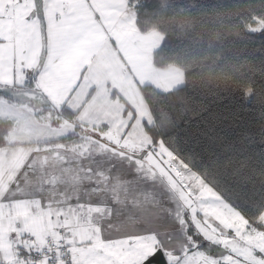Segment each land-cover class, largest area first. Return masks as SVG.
<instances>
[{"label":"snow or ice","instance_id":"1","mask_svg":"<svg viewBox=\"0 0 264 264\" xmlns=\"http://www.w3.org/2000/svg\"><path fill=\"white\" fill-rule=\"evenodd\" d=\"M140 7L0 0V264H264V59L229 95L175 88L92 132L19 139L43 134L37 112L61 123L45 91L61 59L134 38Z\"/></svg>","mask_w":264,"mask_h":264},{"label":"trees","instance_id":"2","mask_svg":"<svg viewBox=\"0 0 264 264\" xmlns=\"http://www.w3.org/2000/svg\"><path fill=\"white\" fill-rule=\"evenodd\" d=\"M248 0H139L136 25L141 33L158 31L164 37L154 52L156 68L176 66L185 76L181 90L229 95L253 79L259 80L264 59V35L252 29L264 20L259 9L253 14L238 4ZM145 98L158 92L141 88ZM49 113L47 111L43 114ZM49 125L63 122L75 125L76 113L64 106L63 119L57 125L56 114ZM36 116L39 118L37 112ZM5 128L0 125V135Z\"/></svg>","mask_w":264,"mask_h":264},{"label":"crops","instance_id":"3","mask_svg":"<svg viewBox=\"0 0 264 264\" xmlns=\"http://www.w3.org/2000/svg\"><path fill=\"white\" fill-rule=\"evenodd\" d=\"M163 40L158 31L141 33L136 25V36L132 39L86 43L61 59L55 75L47 79L45 91L57 107L63 105L76 113V124L82 129L86 124V132L119 118L126 119L145 105L141 88L149 86L159 93L185 86L181 69L176 66L158 69L154 65V52ZM41 114L43 134L40 126L25 128L19 132L21 141L44 143L73 128L68 122L52 127L50 114Z\"/></svg>","mask_w":264,"mask_h":264},{"label":"rangeland","instance_id":"4","mask_svg":"<svg viewBox=\"0 0 264 264\" xmlns=\"http://www.w3.org/2000/svg\"><path fill=\"white\" fill-rule=\"evenodd\" d=\"M141 93H142V91H141ZM143 95V94H142ZM143 99H144V96H143ZM43 116H42V114L41 113H39V119H41Z\"/></svg>","mask_w":264,"mask_h":264}]
</instances>
